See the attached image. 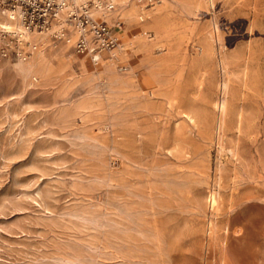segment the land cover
<instances>
[{"label": "rangeland", "instance_id": "rangeland-1", "mask_svg": "<svg viewBox=\"0 0 264 264\" xmlns=\"http://www.w3.org/2000/svg\"><path fill=\"white\" fill-rule=\"evenodd\" d=\"M109 2L0 29V264H264V0Z\"/></svg>", "mask_w": 264, "mask_h": 264}, {"label": "bare ground", "instance_id": "bare-ground-1", "mask_svg": "<svg viewBox=\"0 0 264 264\" xmlns=\"http://www.w3.org/2000/svg\"><path fill=\"white\" fill-rule=\"evenodd\" d=\"M87 1L88 0H65V4H64L63 8L61 9V12H63V13L60 12L61 14H59V16L57 17L58 22L52 26L50 31L51 30L53 31V29L55 30V29L61 27L60 24H62L63 21L65 20V15H66L65 13H67L68 10H74L73 8L75 5L83 6L82 4H84ZM91 1L93 2V4L96 7L100 8V9H98L97 13L102 15V16H107L109 14V10H110L109 8H110V6H113L112 4H114V2H118V4H120L119 7H122V9H124L125 13H127V14H139V11L135 7L129 6L127 4L128 0H110V2L108 4L109 10H106L103 8L101 0H91ZM210 1L212 2L213 0H210ZM90 15H94V13H91ZM0 29H5L6 31L18 34L20 36V38L23 37V38H21V40L23 39L28 45H30L31 47L34 48L35 43H36L34 41V38L37 37L38 33L36 32V29H32V27L27 26V24L24 22L22 12H21L19 7H16V8L6 7L3 11L0 12ZM142 32L147 33L148 31H145L143 29ZM47 33L48 32H45V34H47ZM39 36L40 35H38V37ZM140 41L144 45L149 44L148 36H142ZM87 44L89 47H91L89 39H87ZM40 53H41V50L37 51L34 55V59H36V57L38 55H40ZM96 57L97 58L100 57L99 54H97ZM223 64H224V60H223V57H221L220 65H223ZM206 72H207V70L203 71V73H202L203 77L200 81H198V84L196 85V87H198L199 90L202 87L203 79H204ZM218 87H219V94L220 95H219L218 99L214 102V107L217 109V117H216V123L217 124L216 125H218L217 126L218 131H220L223 124H224V121H225V115L227 112L228 102H229L228 101V93H229V82H228V80L225 79V77L221 78L219 81ZM222 133H223V131H222ZM208 199H209L210 205L212 207H215L218 204V192L214 189H211L209 192V195H208ZM143 218H142V220H143ZM144 219H146V218H144Z\"/></svg>", "mask_w": 264, "mask_h": 264}, {"label": "built area", "instance_id": "built-area-1", "mask_svg": "<svg viewBox=\"0 0 264 264\" xmlns=\"http://www.w3.org/2000/svg\"><path fill=\"white\" fill-rule=\"evenodd\" d=\"M65 0H0V12L6 7H19L24 22L29 27L46 28L55 20L63 8ZM77 17V23L81 27H91L97 35L102 37L103 46L112 47L116 43L114 35H110L107 24L102 21L94 20L90 14L82 10L79 14H74ZM87 39L81 35L77 42V49L83 51L88 49ZM100 47H93V52L97 53ZM96 59V58H95ZM98 60V59H96Z\"/></svg>", "mask_w": 264, "mask_h": 264}]
</instances>
